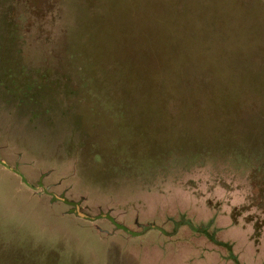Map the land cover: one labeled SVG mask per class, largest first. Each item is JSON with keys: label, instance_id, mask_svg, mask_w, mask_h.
I'll use <instances>...</instances> for the list:
<instances>
[{"label": "rangeland", "instance_id": "374dc122", "mask_svg": "<svg viewBox=\"0 0 264 264\" xmlns=\"http://www.w3.org/2000/svg\"><path fill=\"white\" fill-rule=\"evenodd\" d=\"M0 264H264V0H0Z\"/></svg>", "mask_w": 264, "mask_h": 264}, {"label": "water", "instance_id": "95a60500", "mask_svg": "<svg viewBox=\"0 0 264 264\" xmlns=\"http://www.w3.org/2000/svg\"><path fill=\"white\" fill-rule=\"evenodd\" d=\"M77 216H79V217H81V218H84V219H88V218H86L85 216H83V215H81V214H79V213H75Z\"/></svg>", "mask_w": 264, "mask_h": 264}]
</instances>
